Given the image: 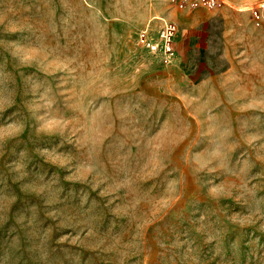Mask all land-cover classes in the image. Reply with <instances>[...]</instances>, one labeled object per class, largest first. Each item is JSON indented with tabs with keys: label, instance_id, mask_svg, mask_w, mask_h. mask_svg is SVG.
<instances>
[{
	"label": "rangeland",
	"instance_id": "374dc122",
	"mask_svg": "<svg viewBox=\"0 0 264 264\" xmlns=\"http://www.w3.org/2000/svg\"><path fill=\"white\" fill-rule=\"evenodd\" d=\"M93 10L105 16L107 27L95 22ZM113 10L115 14L109 15ZM63 11L67 19L59 16L61 22L67 25L75 20L78 23L73 22L71 29H50L44 0H0V38L14 39L8 33L18 32L22 27L30 30L38 47L17 48L13 54L23 55L29 62L37 58L43 61L40 72H36L33 68L18 71L14 64L4 59L5 71L0 72V83L7 92L4 103L12 104L15 98V106L0 114V122L11 112H17V116H25L29 124L32 123L24 113L29 96L27 85L34 79L27 73L51 76L75 64L85 80L104 77L105 87L100 95L111 97L107 107L113 123L108 127L110 137L115 138L104 141L101 137L99 141L104 166L111 171L116 161L134 158L139 164L147 157L149 165L155 169L163 157L167 162L165 171L184 181L183 198L170 212L155 224L145 221L151 226L144 236L139 264H183L179 255L180 241L192 234L194 226L206 216L226 228L225 243L236 240L239 253L234 259L229 250L221 260L211 246L201 243L200 264H264V232L235 226L242 218L234 213L244 211L240 197L224 199L213 206L206 189L201 187V178L185 166V159L192 157L194 150L204 147L206 133L202 130L199 112L206 106L205 102L214 103L217 110H223L235 129L236 139L241 141L233 153V163L243 162L241 158L249 155L241 138H246L248 144L256 139L247 135L254 127L255 117L235 111L229 99L233 94L264 95V0H63ZM166 21L175 22L178 29V54L171 65H165L137 44L140 29L149 26L156 33ZM55 87L57 107H74L76 89L71 82L58 79ZM105 107L101 105L102 110ZM208 119L211 121L213 116L209 115ZM146 135H150L147 140L144 139ZM42 140L45 147L57 143V138ZM22 141L15 147L9 145L0 158V172L7 173L6 162L14 158L20 147L26 146L32 154L30 169L43 170L48 175L57 173L62 186L59 208L62 212L67 210L76 220L72 221L73 226L58 227L59 220L44 214V206L36 197L21 193L19 186L9 180L5 189L17 195L11 216L31 205L40 208V230L50 231L47 243L55 258L54 264H116L114 248L127 243L132 234V226L127 221H114L109 209L116 205H109L86 184L64 180L63 171L45 164L32 153L39 141L30 127ZM58 151L76 155L71 143L63 144ZM260 151L258 149L257 155ZM204 155L201 153L200 159ZM259 170V167L254 168L253 173ZM212 179L219 182L222 177L213 174ZM162 183L158 181L144 192L129 186L131 195L125 203L141 204L143 208L151 204L152 215L156 216L159 209L155 207L153 192L159 191ZM82 190L87 196H82ZM174 191V186L170 185L169 192ZM260 195L264 196V191ZM82 199L89 202L83 211L80 210ZM93 199L98 206L90 213ZM159 203L166 205L168 201L160 200ZM116 211L126 212L127 209ZM81 232L83 236H78ZM6 235L7 226L0 229V240ZM60 236L63 240H58ZM85 236L88 247L77 243V238ZM73 254L78 257L75 262L71 260ZM21 264H33V261L25 255Z\"/></svg>",
	"mask_w": 264,
	"mask_h": 264
},
{
	"label": "clouds",
	"instance_id": "9594fccd",
	"mask_svg": "<svg viewBox=\"0 0 264 264\" xmlns=\"http://www.w3.org/2000/svg\"><path fill=\"white\" fill-rule=\"evenodd\" d=\"M44 5L48 9L47 19L50 29L52 27L71 29L73 22L78 23L73 20L65 25L59 20V16H65L67 19L63 11V0H44ZM91 14L97 24L108 26L104 15H97L95 10ZM111 14H115L114 10L109 13ZM8 35L15 38L7 41L0 38V72L5 71L3 63L5 58L10 64H14L18 71L33 68L36 72H40L42 58L29 62L23 55L13 54L17 48L38 47L33 33L22 27L18 32ZM77 69L78 65L74 64L68 69H60L52 73L51 76L48 73H42L41 76H36L35 72L26 74L34 77L27 85L29 96L24 105V113L32 123L29 124L25 116H17V112H11L8 118L0 122V158L6 154L9 145L15 147L16 144L23 143L22 137L30 127L34 137L39 141L32 149V153L38 155L45 164L63 171L64 180L86 184L109 205H116L115 208L109 209L114 221H127L132 226L131 239L114 248L116 264H139L144 251V236L147 228L151 226L145 221L151 220L155 224L170 212L183 198L184 181L182 177L169 175L165 171L167 162L163 157L160 158V164L155 169L149 165L147 157L139 164L134 158L116 161L111 171L104 166L100 159L102 144L99 141L101 137L104 141L115 139L110 137L108 127L113 123L112 113L107 107L111 103V97L100 95L105 87L104 77L85 80L81 78ZM45 79H48L47 83ZM58 79L70 81L76 89L74 107L72 105L63 109L57 107L55 81ZM36 85L39 87L37 88ZM113 87L115 89L116 85L114 84ZM6 96L7 92L0 83V114L15 106V98L12 104L4 103ZM229 103L235 111L250 113L255 117L252 120L254 127L247 135L255 136L256 139L248 144L246 138H241L249 153L247 158L242 157L243 162L238 160L233 163V153L241 141L236 139L235 129L223 110H217L214 103L205 102L206 106L199 112L203 122L202 130L206 133L203 136L204 147L199 148V151L194 150L192 157L185 159V166L194 170L193 174L201 178V187L206 189L207 198L213 206L219 204L221 200L240 197L244 211L239 214L234 213L242 218V222L235 225L237 228H252L264 232V196L260 195V192L264 191V95L233 94ZM101 105L106 107L102 110ZM209 115L213 116L211 121L208 119ZM45 137L57 138V143L45 147L42 140ZM149 138L150 135H146L144 139ZM65 143H71L76 149L75 156L58 151ZM258 149L261 150L259 155H257ZM201 153L205 154L203 159H200ZM49 154L55 158L50 157ZM31 157L32 154L26 146L20 147L14 153V158L6 162L7 173L0 172V229L7 226V235L0 240V264H21L25 255L33 261V264H54L55 261L47 243L50 231L40 230V208L31 205L27 210L17 212L14 217L11 216L17 195L14 191L5 189L4 185L9 180L19 186L21 193L36 197L44 206V214L53 220H59L58 227L73 226L72 221L76 220V217L67 210L62 212L59 208L62 203L60 199L62 186L57 173L48 175L43 170L30 169L28 165ZM257 167L260 170L253 173V169ZM213 174L219 175L222 179L216 182L212 179ZM158 181L163 183L160 184L159 191L153 192L156 197L155 207L159 209L156 216L152 215L151 204L143 208L141 204L125 203L131 195L129 186L144 192ZM170 185L174 186V192H169ZM82 196H87L84 190ZM117 200L121 203L116 204ZM160 200H167L168 203L162 205L159 203ZM88 203L87 199H82L80 210L83 211ZM97 206L93 199L89 212L94 213ZM124 208L127 209L126 212L116 211ZM10 219L11 223H9ZM88 222L90 223L91 219ZM225 232L226 228L222 224L210 220L207 216L203 221H199L194 226L193 233L180 241L179 255L183 264H200L201 243L211 246L215 256H219L221 260L229 250L232 258H237L239 253L237 242L232 240L225 243ZM78 236H83V232ZM63 238L60 236L58 240ZM77 243L80 246H89L86 236L83 239L77 238ZM71 260L75 262L78 257L73 254Z\"/></svg>",
	"mask_w": 264,
	"mask_h": 264
},
{
	"label": "built area",
	"instance_id": "2783aa9c",
	"mask_svg": "<svg viewBox=\"0 0 264 264\" xmlns=\"http://www.w3.org/2000/svg\"><path fill=\"white\" fill-rule=\"evenodd\" d=\"M177 25L166 21L155 33L149 26L140 29L137 34V44L148 53L155 55L165 65H171L177 58Z\"/></svg>",
	"mask_w": 264,
	"mask_h": 264
}]
</instances>
